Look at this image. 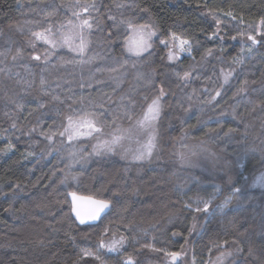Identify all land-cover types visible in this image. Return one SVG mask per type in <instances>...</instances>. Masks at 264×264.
I'll use <instances>...</instances> for the list:
<instances>
[{
  "label": "trees",
  "instance_id": "1",
  "mask_svg": "<svg viewBox=\"0 0 264 264\" xmlns=\"http://www.w3.org/2000/svg\"><path fill=\"white\" fill-rule=\"evenodd\" d=\"M78 19L92 26L89 46L105 50L104 79L75 74L60 52L52 58L64 61L61 72L29 57L31 34ZM262 22L264 0H0V264H122L123 256L165 264V252H181L186 264L218 255L224 264H264V188L251 186L264 169V51L259 42L243 55L239 41H229L250 32L264 38ZM140 25L155 32L150 51L121 58L127 29ZM172 36L189 42L190 57L167 65L161 42ZM122 61L126 72L118 75ZM98 80L107 85L95 91ZM161 88L151 165L89 157L73 185L61 184L65 143L44 133L86 112H107L109 121L118 109L126 123ZM95 92L111 103L88 102ZM179 145L203 152L206 162L181 170ZM69 191L111 207L97 224L78 226ZM215 191L213 203L230 200L228 208L201 212L194 230L190 207ZM112 235L126 239L123 252H99Z\"/></svg>",
  "mask_w": 264,
  "mask_h": 264
},
{
  "label": "rangeland",
  "instance_id": "2",
  "mask_svg": "<svg viewBox=\"0 0 264 264\" xmlns=\"http://www.w3.org/2000/svg\"><path fill=\"white\" fill-rule=\"evenodd\" d=\"M82 22L83 20L78 19L73 23L59 26L55 30L38 32L42 33L44 37L50 41V43H45L44 40L38 39L34 33L31 34L27 40V44L30 47L29 57L37 62V65H43V68L46 70L48 68L59 67V72H61L64 61L55 62L52 58L56 55V53L60 52L65 55H70L71 58H68L67 61H69L73 67L75 74L85 75L88 79H104L109 75L105 50H95L93 47L89 46V42L91 40L89 39L88 27L83 26ZM149 32H153V30L148 27L146 29H141L140 27L127 29L125 39L122 41L121 51L123 52V57L121 58H138L149 52L151 49V40L154 38V35L148 34ZM81 35L83 36L85 42L83 53L79 52ZM249 36H253L256 40H259L261 44L260 48L264 51V38L257 37L259 35L255 36L253 32L246 34L244 37L233 36L229 41H239L241 54L246 55L256 48L255 44L248 39ZM172 37H170L169 40H166L169 45L173 44ZM219 38L220 41L223 40L221 37ZM21 41L24 40L21 39ZM176 43H178V41ZM144 45H148L147 50L142 51L140 55H137L136 51L138 47L142 48ZM161 47L164 49V61L167 65L174 64L177 60H181L184 57H190L189 45L185 46V51L183 53H180L177 58L171 60L169 59V52L173 49L165 47V44L162 42ZM250 48L251 51H249ZM37 56L40 57L39 60L35 59ZM124 64V61L119 62L121 69L116 71L118 75H122L126 72V65ZM222 79L223 82L227 83L229 76L223 75ZM98 85L96 87L92 86L93 90L97 91V87H100V90H102L107 83L99 81ZM106 94L107 92H95L94 94L87 95L86 97L88 102L95 101L101 104L108 102L111 103L112 99ZM151 103L152 101L145 106L141 113L135 116L133 115V117L130 118L128 122L126 121V123H123L124 118L126 119L125 114H122L118 109L115 110L114 107L111 111L113 112L115 110V117L109 121L104 120L107 112L106 114L102 113L103 118L99 114L86 112L76 118H70L63 121L61 126L62 128L60 130L56 129V131L51 133H44L47 137L46 141L61 139L65 143L64 147H66L61 148L62 151H66L65 153L62 152L64 153L62 157L65 159V167L61 184L65 187L73 185L77 178L75 170L82 168L81 159L87 160L89 157H111L124 163H147L151 165L156 158L157 122L161 114V110L157 119L146 122L143 125L140 123L147 113L148 105ZM89 123H91L93 127H89ZM116 137H119V140L117 143L113 144L112 141ZM149 143H151V156H147ZM109 148L111 150H108ZM193 150L194 148L192 149L184 145H179L173 152L174 156L177 157V164L182 168L181 170L199 168L201 167L199 166L200 161L206 162V156L203 152L197 153ZM142 154H144L143 159L139 158ZM261 177H264V169L257 174L251 183V186L254 188H264V180L260 179ZM215 196H217L216 191L212 194L208 201L195 200L194 205L191 207L189 206L192 213H194L193 218L196 220V222L192 223V228L194 230L198 224L197 218L201 216V212H195V208L197 206L202 208L205 202H210L208 212H204L205 216L208 217H211L215 212L220 213L228 208L221 207L224 203L214 204L213 202ZM31 228L38 229V225H33ZM142 234L147 237L152 236V233H148L147 231H143ZM113 241L122 242L117 244L114 250H109V246L112 245ZM101 243L105 246L101 247ZM125 247V238L112 235L100 242L98 251L105 254L117 255L121 254ZM169 253L173 252H165L164 254L166 256L165 264H186L184 261L185 256H183L181 252L178 253L179 255L175 260H173ZM84 257L95 258L93 254L84 255ZM126 258L127 256H123L121 260L123 261ZM226 260L227 258L223 255H218L210 261H208V259H204L202 264H224Z\"/></svg>",
  "mask_w": 264,
  "mask_h": 264
},
{
  "label": "snow or ice",
  "instance_id": "3",
  "mask_svg": "<svg viewBox=\"0 0 264 264\" xmlns=\"http://www.w3.org/2000/svg\"><path fill=\"white\" fill-rule=\"evenodd\" d=\"M89 8H95V4H91L88 6L84 7V11H88ZM112 18V17H109ZM264 23V22H262ZM83 26H86L88 28H91L92 26L89 24L87 19H84L82 22ZM141 29H146L148 26L147 25H140L139 26ZM149 35H154L155 32H149ZM34 35L37 36L38 39L44 40L45 43H50V41L44 37L42 33H34ZM249 40L252 41L253 44L258 43V41L253 37L249 36ZM173 44L169 45L167 41H162V43L165 44V47H168L170 49H173L172 51L169 52V59H174L177 58L180 53H183L185 51V46L189 45V42L187 40L180 39L179 37L173 36L172 37ZM178 41V43H176ZM85 47V42L83 39V36L81 35L80 38V46H79V52L83 53ZM148 45H144V47L140 48L138 47L136 54L140 55L142 51L147 50ZM251 51V48L249 49ZM35 59L39 60L40 57L37 56ZM185 78L188 76V73H185ZM165 95L164 89H160V95L156 97L150 105L147 107V113L144 116V119L140 122L141 125H143L146 122H149L151 120H155L158 118L160 110H161V103L160 100ZM217 95H219V92H217ZM89 127H93L91 123L88 125ZM119 140V137L114 138L112 141L113 144L117 143ZM108 150H111L110 148ZM147 156H151V143H149V148L147 152ZM141 159L144 158V154L139 157ZM260 179L264 180V177H261ZM240 189H236L237 192H239ZM72 196V206L71 210L75 214L77 220L79 221L80 224H85L88 221L91 220H97L100 218V213L103 212L105 209L109 208L110 204L109 201L103 200V199H94L92 197H82V196H77L75 192L71 193ZM230 203V200H226L224 204L221 206L222 208L227 207L228 204ZM210 202H205L203 207L197 206L195 208V212H208ZM122 241H113L112 245L109 246V250H114L116 245L121 243ZM101 247H104L105 245L101 243ZM86 255H91V253H86ZM173 260L176 259V257L179 255L178 253H169ZM98 258V257H97ZM130 264V262H129Z\"/></svg>",
  "mask_w": 264,
  "mask_h": 264
},
{
  "label": "water",
  "instance_id": "4",
  "mask_svg": "<svg viewBox=\"0 0 264 264\" xmlns=\"http://www.w3.org/2000/svg\"><path fill=\"white\" fill-rule=\"evenodd\" d=\"M71 193H73V192H68L67 193V199H68V202H69V205H70V215H71V217H72V219L75 221V223L77 224V225H79V226H86V225H95V224H97V222L109 211V209H110V207H111V205L109 206V208H107V209H105L103 212H101L100 213V218L99 219H97V220H91V221H88L87 223H85V224H80L79 223V221L77 220V218H76V216H75V214L72 212V210H71V206H72V196H71ZM77 196H82V197H90V196H83V195H79V194H77ZM93 198V197H92ZM94 199H96V198H94ZM110 204V203H109ZM129 262H130V264H132V261H131V259H126L125 261H124V264H129Z\"/></svg>",
  "mask_w": 264,
  "mask_h": 264
},
{
  "label": "bare ground",
  "instance_id": "5",
  "mask_svg": "<svg viewBox=\"0 0 264 264\" xmlns=\"http://www.w3.org/2000/svg\"><path fill=\"white\" fill-rule=\"evenodd\" d=\"M69 211H70V207H69ZM79 226V225H78ZM127 259V258H126ZM126 259H124L123 261H122V264H124V261L126 260Z\"/></svg>",
  "mask_w": 264,
  "mask_h": 264
},
{
  "label": "flooded vegetation",
  "instance_id": "6",
  "mask_svg": "<svg viewBox=\"0 0 264 264\" xmlns=\"http://www.w3.org/2000/svg\"><path fill=\"white\" fill-rule=\"evenodd\" d=\"M257 41H258V43H256L255 46H257L259 44V40H257Z\"/></svg>",
  "mask_w": 264,
  "mask_h": 264
}]
</instances>
